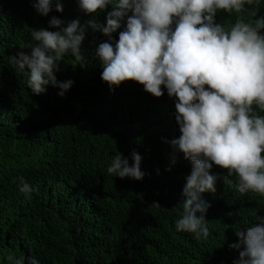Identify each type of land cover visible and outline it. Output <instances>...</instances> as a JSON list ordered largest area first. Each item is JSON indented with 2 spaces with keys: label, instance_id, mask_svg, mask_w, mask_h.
<instances>
[{
  "label": "trees",
  "instance_id": "trees-1",
  "mask_svg": "<svg viewBox=\"0 0 264 264\" xmlns=\"http://www.w3.org/2000/svg\"><path fill=\"white\" fill-rule=\"evenodd\" d=\"M59 2L63 10L53 7L45 16L34 0H0V264L20 257L25 264L29 257L40 264H236L242 249L229 244L237 242V228L264 215V196L241 195L235 173L213 165L215 192L201 194L210 205L208 237L175 229L191 163L170 144L180 135L176 98L163 85L160 97L134 80L110 90L94 57L107 37L91 28L82 59L59 62L56 79L73 81L63 97L52 85L33 94L27 76L12 66L17 51H29L34 29L56 30L48 24L52 16L84 25L95 15L106 24L113 10L85 14L77 0ZM249 7L264 14V0ZM238 16L251 19L249 12L218 10L215 22L231 26ZM133 150L142 157V180L107 172L112 155ZM19 176L35 190L21 193L13 182Z\"/></svg>",
  "mask_w": 264,
  "mask_h": 264
},
{
  "label": "clouds",
  "instance_id": "clouds-1",
  "mask_svg": "<svg viewBox=\"0 0 264 264\" xmlns=\"http://www.w3.org/2000/svg\"><path fill=\"white\" fill-rule=\"evenodd\" d=\"M254 0H77L85 14L113 10L106 24L95 15L86 24L62 21L52 16L45 28L31 32L29 51L11 57L15 70L27 76L33 94L57 87L63 97L73 84L58 81L59 62L71 56L82 59L80 46L88 28L107 37L95 48L94 57L102 69L100 77L109 89L126 80L143 85L155 97H175V120L180 135L170 141L177 153L190 161L185 177L182 213L175 229L207 238L205 214L210 207L201 194L215 192L213 165L235 173L236 190L264 196V14H257ZM40 15L63 10L59 0H34ZM218 10L249 12L251 19L238 18L231 26L215 22ZM129 13H131L129 15ZM123 24V26H122ZM118 33L113 41L112 33ZM207 86V87H206ZM256 106V111L253 108ZM131 159V164L129 163ZM142 157L135 150L128 157L120 152L111 156L107 172L121 179L142 180ZM21 193L35 189L23 176L14 181ZM159 207L158 204L153 203ZM237 242L229 244L239 251L236 264H264V215H255L244 230L236 229ZM11 259V257H9ZM25 264V258L13 260ZM27 264H40L35 257Z\"/></svg>",
  "mask_w": 264,
  "mask_h": 264
}]
</instances>
